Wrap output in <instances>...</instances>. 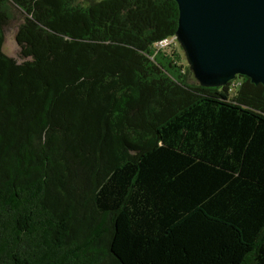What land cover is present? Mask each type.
I'll use <instances>...</instances> for the list:
<instances>
[{
	"label": "trees",
	"instance_id": "obj_1",
	"mask_svg": "<svg viewBox=\"0 0 264 264\" xmlns=\"http://www.w3.org/2000/svg\"><path fill=\"white\" fill-rule=\"evenodd\" d=\"M177 27L174 0H0V264H264V85L188 83Z\"/></svg>",
	"mask_w": 264,
	"mask_h": 264
},
{
	"label": "water",
	"instance_id": "obj_2",
	"mask_svg": "<svg viewBox=\"0 0 264 264\" xmlns=\"http://www.w3.org/2000/svg\"><path fill=\"white\" fill-rule=\"evenodd\" d=\"M175 39L203 87L220 88L236 76L264 85V0H174Z\"/></svg>",
	"mask_w": 264,
	"mask_h": 264
},
{
	"label": "rangeland",
	"instance_id": "obj_3",
	"mask_svg": "<svg viewBox=\"0 0 264 264\" xmlns=\"http://www.w3.org/2000/svg\"><path fill=\"white\" fill-rule=\"evenodd\" d=\"M4 9L8 14V19L6 23L2 26L3 43H2L1 51L5 55L14 58L19 63L25 60L26 58H23L19 55V47L15 41V35L18 30V26L24 21V14L18 7H16L12 3L6 2L4 4ZM173 50L176 51L179 50L178 42H176V45L173 48L166 50V52L171 53ZM180 57L181 60L180 62H178V64H180L182 68H184L185 70V66H188L185 61V57L181 53H180ZM186 80L190 84H197V81L195 80L191 71L187 74ZM234 82L235 83L231 85V89H230V94L232 95L235 94V92L239 89V80L234 79Z\"/></svg>",
	"mask_w": 264,
	"mask_h": 264
},
{
	"label": "built area",
	"instance_id": "obj_4",
	"mask_svg": "<svg viewBox=\"0 0 264 264\" xmlns=\"http://www.w3.org/2000/svg\"><path fill=\"white\" fill-rule=\"evenodd\" d=\"M174 40H175V36L172 37L171 39H165V40L159 42V43H158V46H159V47H163V46L169 44L170 42H172V41H174Z\"/></svg>",
	"mask_w": 264,
	"mask_h": 264
}]
</instances>
